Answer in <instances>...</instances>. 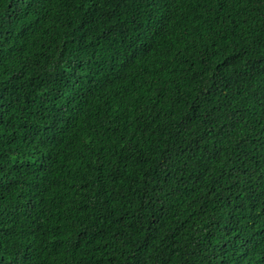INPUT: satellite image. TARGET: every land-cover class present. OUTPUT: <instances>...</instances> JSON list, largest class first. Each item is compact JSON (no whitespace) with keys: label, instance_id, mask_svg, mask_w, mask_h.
<instances>
[{"label":"trees","instance_id":"trees-1","mask_svg":"<svg viewBox=\"0 0 264 264\" xmlns=\"http://www.w3.org/2000/svg\"><path fill=\"white\" fill-rule=\"evenodd\" d=\"M0 264H264V0H0Z\"/></svg>","mask_w":264,"mask_h":264}]
</instances>
